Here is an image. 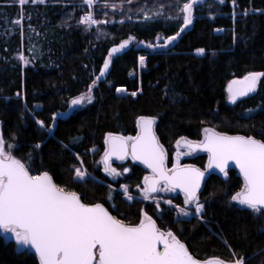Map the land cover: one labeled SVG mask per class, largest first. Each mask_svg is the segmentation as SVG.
<instances>
[{
    "label": "trees",
    "instance_id": "1",
    "mask_svg": "<svg viewBox=\"0 0 264 264\" xmlns=\"http://www.w3.org/2000/svg\"><path fill=\"white\" fill-rule=\"evenodd\" d=\"M108 2L116 7H104L103 0L91 8L84 0L23 6L18 0H0V133L13 146L12 154L33 174L48 171L83 202L101 203L125 223H139L146 212L197 259L242 257L244 264H264V211L231 201L243 186L236 169H228L226 176L210 173L198 192L202 213L188 208L190 215L183 217L176 208L185 205L179 192L163 196L171 205L143 198L127 201L118 187L127 183L138 194L147 170L129 159L114 162L122 177L111 180L102 171L101 159L105 135H135L140 116L155 117L167 165L177 140L199 141L205 128L264 141V76L235 103L227 94L231 80L264 73V0H199L192 23L183 31L180 9L187 0ZM87 12L99 23L90 28L79 24ZM21 16V23H15ZM177 32V40L165 48L138 44ZM129 37L133 39L113 54L98 79L109 50ZM198 48L204 53L197 54ZM21 53L27 64L19 59ZM139 55L145 57L140 68ZM93 81V100L70 109L71 99ZM117 87L127 91L118 93ZM207 157L196 152L183 163L205 169ZM78 166L89 174L84 179L75 178ZM0 264H39V259L0 233Z\"/></svg>",
    "mask_w": 264,
    "mask_h": 264
},
{
    "label": "snow or ice",
    "instance_id": "2",
    "mask_svg": "<svg viewBox=\"0 0 264 264\" xmlns=\"http://www.w3.org/2000/svg\"><path fill=\"white\" fill-rule=\"evenodd\" d=\"M37 2L43 3L45 0H18L21 6ZM95 2L84 0L90 8ZM198 2L187 0L183 4L180 9L183 13L180 31L192 23L193 8ZM103 3L104 7H116L108 0H103ZM21 21L22 16L15 23L20 24ZM78 23L90 28L99 22L92 12H88ZM179 35L180 32H177L167 37L165 45ZM131 39L123 40L109 50L108 58L100 69L101 76L108 69L113 54L124 49ZM204 51L203 48L196 49L197 54ZM19 59L25 64L29 62L22 53ZM139 62L143 66L145 57H139ZM261 76L264 73L249 72L242 79L230 81L228 99L235 103L238 97L254 91ZM95 83L93 81L89 85L86 93L72 98L71 104L91 102ZM116 91L120 93L127 89L117 87ZM131 94L135 96L136 92ZM154 122L155 117H138L135 136L107 133L104 140V171L119 175L111 165V158L124 160L131 156L132 160H139L151 169V175L143 179L141 192L144 199H149L150 193L157 192L161 184L164 190L174 191L178 188L184 193V204H195V213L200 215L204 205L199 202L198 192L204 172L194 166L181 165L179 152L172 168H168L167 153L153 130ZM37 123L44 126L42 120ZM182 141L189 150L206 151L209 157L207 167H215L225 176L229 161H233L243 177V186L231 196V201L254 211H264V141L252 136L220 133L211 128L204 129V138L199 142L181 137L176 141L178 148ZM12 147L0 133V230L11 233L18 246L34 249L39 264H244L242 257L230 261L218 257L197 259L171 230L162 231L146 212L142 213L139 223L129 224L113 216L103 204L83 202L76 191L56 183L48 171L33 174L21 159L12 154ZM35 147L39 148L40 145ZM80 163L82 165L83 161ZM123 171L128 172L129 169L124 168ZM74 172L78 179L86 176L81 167H74ZM122 188L127 198L133 199L127 186L122 185ZM167 203L171 205L172 201ZM176 208L180 215H189L185 207L177 205Z\"/></svg>",
    "mask_w": 264,
    "mask_h": 264
},
{
    "label": "rangeland",
    "instance_id": "3",
    "mask_svg": "<svg viewBox=\"0 0 264 264\" xmlns=\"http://www.w3.org/2000/svg\"><path fill=\"white\" fill-rule=\"evenodd\" d=\"M217 1H220V0H217ZM96 2H97V0H96ZM88 13V12H87ZM86 13H84L83 15H82V17L85 15ZM172 36H174V35H172ZM167 37H165V36H162V35H157V36H155L152 40H150V41H140L138 44H139V46H142V45H144V46H147V47H149L150 45H154L155 47H151L150 46V48H156V47H162V48H165V47H168V46H170V45H172L176 40H177V38H178V36H177V38L174 40V41H171L169 44H167V45H165V39H166ZM142 55H139L138 56V66H139V68L140 67H142L141 65H140V62H139V57H141ZM244 77V76H243ZM242 77V78H243ZM242 78H236L237 80L238 79H242ZM92 85V84H91ZM229 85V84H228ZM228 85H227V89H228ZM93 88V87H92ZM88 89V88H87ZM87 92V90L86 91H84L83 93H86ZM253 92V91H252ZM251 93V92H250ZM92 94V93H91ZM227 94H228V91H227ZM249 94V93H248ZM239 98V97H238ZM93 100V99H92ZM91 100V101H92ZM87 103H89V102H84V103H82V104H80V105H72L71 104V101H70V109H72V108H79V107H82V106H84V105H86ZM126 136H130V135H126ZM181 153V155L179 156V163L181 164V165H185V164H188V163H183V160L185 159V158H188V157H190V156H192V155H194V153H192L187 147H183V146H181L180 145V147L178 148L177 147V145H176V143H175V150H174V153H173V155H172V161H171V165H167V167L168 168H172V165L176 162V154L177 153ZM130 160V159H129ZM132 161V160H131ZM166 164H167V161H166ZM111 165H112V167H114V168H116L113 164H112V162H111ZM78 167H81L85 172H86V176L85 177H87L89 174H88V172L86 171V169L83 167V166H78ZM116 170H117V172L118 173H120L119 175H110L109 173H107V172H105L104 171V164L102 163V171L107 175V177L109 178V179H111V180H116V179H118V178H121L122 177V169H117L116 168ZM222 175H225L224 173L222 174ZM84 177V178H85ZM75 178H76V176H75ZM83 178V179H84ZM76 179H78V178H76ZM122 185H126L127 186V188H128V192H129V194L133 197V199L134 198H143L144 199V197H143V193L141 192V189L144 187V184H143V181L141 182V185L139 186V187H137V189H138V194H135V193H132L131 191H130V188H129V185L127 184V183H121L120 184V186L118 187V189H119V191H121L122 193H123V197L127 200V201H132L133 199H131V200H129L128 198H127V196L124 194V189L122 188ZM175 193H177L176 192V190H164V185L163 184H161V186H160V188L157 190V192L156 193H154V194H150V198L149 199H146V200H154L155 202H165V203H167V201L168 200H164V198H163V196L165 195V194H171V195H174ZM183 195V194H182ZM184 196V195H183ZM184 207L188 210V208H193V211H194V213H195V204H192V205H184ZM188 212H189V215H190V210H188ZM143 213V212H142ZM142 213H141V217H142ZM177 213H178V210H177ZM179 214V213H178ZM196 214V213H195ZM180 215V214H179ZM189 215H187V216H189ZM180 216H183V217H186V216H184V215H180ZM141 219V218H140ZM0 233L4 236V238L5 239H7V240H13L14 241V243H15V246H16V248L18 249V250H22V249H25V248H23V247H21V246H18L17 244H16V242H15V239H14V237L12 236V234L11 233H5L3 230H0ZM29 248V247H28Z\"/></svg>",
    "mask_w": 264,
    "mask_h": 264
},
{
    "label": "water",
    "instance_id": "4",
    "mask_svg": "<svg viewBox=\"0 0 264 264\" xmlns=\"http://www.w3.org/2000/svg\"><path fill=\"white\" fill-rule=\"evenodd\" d=\"M115 54V53H114ZM106 71V70H105ZM98 77H99V79H101L102 77H103V75L101 76V73L98 75ZM233 80H237V79H233ZM232 81V80H231ZM58 116V114H56L55 115V117H57ZM154 124H155V122H154ZM153 130H154V132H155V129H154V125H153ZM137 131H138V129H137ZM217 132V131H216ZM116 134V133H115ZM156 134V133H155ZM119 135H121V134H119ZM136 135V134H135ZM229 135H240V134H229ZM124 136V135H123ZM157 136V135H156ZM244 136V135H243ZM158 138V137H157ZM203 138H204V133H203V137H202V139L201 140H203ZM187 139V138H186ZM256 139V138H255ZM159 140V139H158ZM187 140H189V139H187ZM201 140H199V141H201ZM257 140H259V139H257ZM189 141H194V142H199V141H196V140H189ZM181 146H183V147H185L184 146V143H183V141L181 142ZM105 147H106V145H105ZM192 153H196V152H203V153H206L207 154V156H208V153L206 152V151H204V150H202V149H195V150H190ZM104 152H105V150H104ZM104 152H103V154H102V163H103V156H104ZM127 158H130L131 160H132V158H131V156H129V157H127ZM126 158V159H127ZM208 158L209 157H207V163H206V168L205 169H201V168H199L198 166H196V165H193V164H185V165H190V166H194V167H196V168H198V169H200L202 172H204V177H203V179H202V181H201V187H200V189L202 188V185H203V183H204V181H205V179H206V177L210 174V173H212V172H214V173H218V174H223L224 172H221L219 169H217V168H215V167H213V168H208L207 167V165H208ZM125 160V159H124ZM124 160H119V159H117L116 157H112L111 158V162L112 161H115V162H122V161H124ZM133 162H135V163H137V164H140L141 166H143L146 170H148L150 173L148 174V175H151V169H149L145 164H143L141 161H139V160H132ZM104 164V163H103ZM230 168H234V169H236L237 171H238V173H239V175L241 176V174H240V171H239V168L235 165V163L233 162V161H229V163H228V166H227V168H226V171L228 170V169H230ZM242 177V176H241ZM144 179V178H143ZM242 179H243V177H242ZM176 190V192H179V193H181V194H183L184 195V193L180 190V189H175ZM200 191V190H199ZM156 193V192H155ZM150 194H154V193H150ZM101 204V203H100ZM105 207V206H104ZM106 208V207H105ZM109 211V210H108ZM163 231V230H162ZM183 243V242H182ZM29 249L32 251V252H34L35 253V250L34 249H32L31 247H29ZM35 255H36V253H35ZM37 256V255H36ZM38 257V256H37ZM39 259V258H38Z\"/></svg>",
    "mask_w": 264,
    "mask_h": 264
},
{
    "label": "flooded vegetation",
    "instance_id": "5",
    "mask_svg": "<svg viewBox=\"0 0 264 264\" xmlns=\"http://www.w3.org/2000/svg\"><path fill=\"white\" fill-rule=\"evenodd\" d=\"M133 136H135V135H133ZM128 159H130V158H127V159H125V160L122 161V162H125V161H127ZM130 160H131V159H130ZM114 162H115V161H112V164H113ZM122 162H118V163H122ZM134 163H135V162H134ZM115 167H116V166H115ZM116 168H117V167H116ZM117 169H118V168H117ZM149 173H150V172L147 170V173H145V176L148 175ZM145 176H144V177H145ZM144 177H143V178H144Z\"/></svg>",
    "mask_w": 264,
    "mask_h": 264
}]
</instances>
